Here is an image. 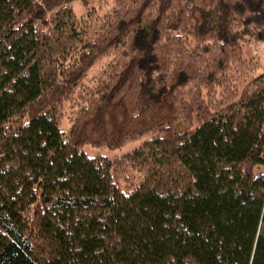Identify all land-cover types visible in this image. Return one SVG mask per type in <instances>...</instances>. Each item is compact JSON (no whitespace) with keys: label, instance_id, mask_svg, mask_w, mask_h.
<instances>
[{"label":"trees","instance_id":"16d2710c","mask_svg":"<svg viewBox=\"0 0 264 264\" xmlns=\"http://www.w3.org/2000/svg\"><path fill=\"white\" fill-rule=\"evenodd\" d=\"M73 1L0 0V264H264V0Z\"/></svg>","mask_w":264,"mask_h":264},{"label":"rangeland","instance_id":"374dc122","mask_svg":"<svg viewBox=\"0 0 264 264\" xmlns=\"http://www.w3.org/2000/svg\"><path fill=\"white\" fill-rule=\"evenodd\" d=\"M112 6V2H108V4H105L101 7V12H107L109 11V9ZM73 8L75 13L77 14V16H81L83 14L84 11V7L81 4L80 0H74L73 1ZM186 45L188 47H194L195 46V41L192 38H186ZM243 54L246 58L250 59V58H254V60L258 63L257 68H255V71H253L248 79H251L254 75H259L264 73V41L262 40H254L248 44H246L245 46H243ZM111 58H107L101 62H99L98 64H96L95 66H93L87 76V84L92 83V81H90L91 78L95 77V76H99L103 70V68L105 67V65L107 64V62L110 60ZM246 81H240V86L243 87L246 84ZM78 108L77 107H69L67 106L65 108V113H66V117L64 118L63 124H62V129L63 130H68L71 124V120L73 119V117L75 116V114L77 113ZM140 141H135V142H131L121 148L118 149H110L107 147H95L92 145H85L83 150L85 152V154L87 156L90 157H95V156H106V157H116V156H121L125 153H128L130 151H132L134 148H136L137 146H139Z\"/></svg>","mask_w":264,"mask_h":264}]
</instances>
